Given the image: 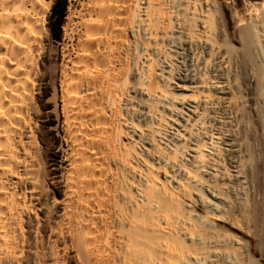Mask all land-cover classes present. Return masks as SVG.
Returning <instances> with one entry per match:
<instances>
[{"label": "bare ground", "instance_id": "bare-ground-1", "mask_svg": "<svg viewBox=\"0 0 264 264\" xmlns=\"http://www.w3.org/2000/svg\"><path fill=\"white\" fill-rule=\"evenodd\" d=\"M77 1L57 83L0 0V264H264V1Z\"/></svg>", "mask_w": 264, "mask_h": 264}, {"label": "rangeland", "instance_id": "rangeland-1", "mask_svg": "<svg viewBox=\"0 0 264 264\" xmlns=\"http://www.w3.org/2000/svg\"><path fill=\"white\" fill-rule=\"evenodd\" d=\"M50 1V0H49ZM57 1H64L66 3V11H65V16L63 18V24H62V32H61V37L59 39L53 38V33L50 28V22L52 20V15H53V7ZM231 1H236L239 4V8L242 10V12H247L246 9V3L249 1H255V0H231ZM256 1H264V0H256ZM82 0L77 1V5L80 6L82 3ZM71 0H51L50 6H49V11H48V16H47V31L51 35V53H52V60H55L57 62V68L53 70V82L59 83L60 80V71H61V61L63 59V51H66L65 53H68V51L72 48L73 40L77 38V32L78 28L77 26L72 24V21L70 19L71 17ZM248 17L250 15L248 14ZM77 19V18H76ZM67 25H69V28L67 29ZM67 58V56H65ZM59 62V63H58ZM57 70V71H56ZM59 74V75H58Z\"/></svg>", "mask_w": 264, "mask_h": 264}, {"label": "trees", "instance_id": "trees-1", "mask_svg": "<svg viewBox=\"0 0 264 264\" xmlns=\"http://www.w3.org/2000/svg\"><path fill=\"white\" fill-rule=\"evenodd\" d=\"M256 1V0H255ZM66 3L64 1H57L53 7L52 20L50 28L53 33V38L59 39L62 32L63 18L65 16Z\"/></svg>", "mask_w": 264, "mask_h": 264}]
</instances>
